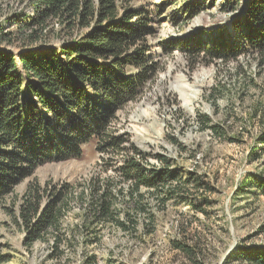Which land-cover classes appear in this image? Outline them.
<instances>
[{
  "label": "rangeland",
  "instance_id": "1",
  "mask_svg": "<svg viewBox=\"0 0 264 264\" xmlns=\"http://www.w3.org/2000/svg\"><path fill=\"white\" fill-rule=\"evenodd\" d=\"M163 1L168 0H118L119 5L147 10L154 19L155 33L148 42L159 70L139 100L115 115L110 126L120 140L117 147L103 148L93 140L80 159L38 168L0 205V246L8 256L4 264H86L87 257L94 264H241L235 261L239 253L264 248V198L253 197L244 184L249 177L264 179V153L256 144L264 128V51L204 67L178 50L193 34H232L228 24L247 0H195L201 10L189 18L179 10L194 0H172L159 13ZM13 4L0 0L3 27L8 14L2 9ZM51 30L45 44L53 47L67 42L66 34L77 36L58 25ZM198 116L216 127L218 135L203 129ZM251 153L260 158L250 162ZM129 156H139L145 167L155 169L163 167L160 158L167 159L177 181H188L183 197L161 208L144 194L145 212L131 208L128 184L119 176ZM30 186L40 188L41 205L61 192L60 204L66 207L60 226L68 236L88 215L98 193L117 197L114 220L93 227L97 242L77 237L71 249L62 240L59 258L51 253V238L25 247L16 210ZM179 244L194 246L190 259L176 249Z\"/></svg>",
  "mask_w": 264,
  "mask_h": 264
},
{
  "label": "trees",
  "instance_id": "2",
  "mask_svg": "<svg viewBox=\"0 0 264 264\" xmlns=\"http://www.w3.org/2000/svg\"><path fill=\"white\" fill-rule=\"evenodd\" d=\"M172 2L160 4L158 12ZM9 8L2 9L8 14L7 26L0 24V205L38 168L80 159L93 140L103 148L117 147L120 140L112 136L110 126L115 115L139 100L159 70L148 42L155 33L154 19L145 9L122 6L118 0H14ZM200 10L194 0L181 4L179 11L189 18ZM55 25L77 36L71 39L66 34L68 41L60 46L46 45ZM228 26L232 34H193L183 39L178 50L191 63L204 67L263 52L264 0H247ZM197 121L218 135L205 117L198 116ZM256 144L264 153V128ZM259 158L251 153L250 162ZM159 160L163 167L155 169L145 167L139 156L124 159L119 176L128 184L131 208L145 212L144 194L161 208L168 200L183 197L188 181L181 184L175 171L169 170L168 160ZM244 184L252 188L253 197L264 198V179L249 177ZM58 193L41 205L40 188L30 186L16 210L23 245L51 238L55 258L62 254V240L71 249L77 237L91 236L97 242L93 227L114 220L117 200L108 191L98 193L88 215L68 236L61 232L66 205L60 204L62 194ZM150 222L154 223L153 218ZM176 249L190 259L194 246L179 244ZM1 250L0 246V264H4L8 256ZM239 254L235 261L241 264H264L263 247ZM84 262L94 264V258Z\"/></svg>",
  "mask_w": 264,
  "mask_h": 264
},
{
  "label": "bare ground",
  "instance_id": "3",
  "mask_svg": "<svg viewBox=\"0 0 264 264\" xmlns=\"http://www.w3.org/2000/svg\"><path fill=\"white\" fill-rule=\"evenodd\" d=\"M183 99H184V103H186V102H187L188 104L190 103V100H189L188 98H186L185 95H183Z\"/></svg>",
  "mask_w": 264,
  "mask_h": 264
}]
</instances>
